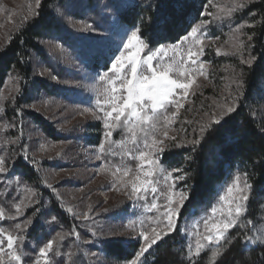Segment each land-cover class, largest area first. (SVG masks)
Segmentation results:
<instances>
[{"label": "trees", "instance_id": "16d2710c", "mask_svg": "<svg viewBox=\"0 0 264 264\" xmlns=\"http://www.w3.org/2000/svg\"><path fill=\"white\" fill-rule=\"evenodd\" d=\"M207 4L208 0H41L39 15L16 28L0 48V90L10 78H15L18 86L16 95L4 103L1 107L4 111L0 112V127L10 125L7 130L0 131L1 147L7 142L0 153L7 158L11 176L20 178L19 184H13L9 191L13 196H22L27 186L39 193L35 198L38 203L26 209L24 216L16 221H5L7 229H13L15 223L33 218L34 224L24 233L25 251L33 254L31 249H38L56 232L72 231L73 226L80 233V239L68 236L60 251L74 253L75 264H125L140 246L137 239L120 236L115 231L121 215L127 211L128 202L120 200L104 206H99V202L94 203L87 220L77 219L64 208L77 206L73 209L81 215L88 209L78 208V204H66L58 184L54 183L53 186L59 198L42 182L44 176L41 167L44 170L61 163L37 159L27 152L24 120L30 121L52 142H60L64 138L41 114L26 108L36 97L62 98L68 95L47 78L33 74L35 57L47 61L42 41L55 40L77 53L88 70H106L109 56L115 53L114 45L99 46L100 40L90 39L70 28L65 16L88 20L96 29H104L108 34L139 26L143 39L155 49L159 45L176 43L200 20L212 19L202 15ZM207 10L213 11L211 7ZM245 21L254 27L245 26L242 30L240 40L246 46L242 55H217L215 50L205 49L203 59L210 62V75L214 76L216 85L194 95L191 109L187 106V113H183V118L179 117L183 130L177 135V141H168V150L160 157L165 169L183 168L187 172L186 179L178 181L176 188L190 192V198L181 210L178 230L158 242L146 254L145 264H187V245L194 243V238L185 234L184 223L204 215L217 202L218 193L224 186L235 175L243 173L248 174L249 183L253 185L248 211L240 226L231 231L229 238L235 239L230 246L224 245L228 248L227 252H224V248L219 249L223 255L218 264H264V246L245 245L243 240L245 235L255 238L264 232V0H250L245 9L234 13L231 19L225 17L214 21L205 31L210 36L223 38L232 33L237 24ZM248 36L253 39L248 41ZM250 57L255 58L251 66L241 63V58ZM226 72L233 76L242 72V86L237 89L235 83L229 84L232 95L239 96V99L236 110L221 118V110L214 107L218 101L231 103V98L225 100L228 92L223 96H220V92L217 94L218 89L227 84L224 80ZM214 99L217 100L214 102ZM212 114H216L220 123L211 124L199 145L193 147L188 144V141L200 137L199 128L210 123ZM175 125L176 122L172 128ZM88 129L90 134L85 141L98 145L101 140L100 123L89 124ZM175 143L185 146L175 147ZM25 154L30 159H25ZM68 185L73 186V181H68ZM5 187L0 183V189L5 191ZM17 187L18 193L13 191ZM11 199L10 196L0 197V203ZM78 200L80 202L81 198ZM4 206L7 214H14V209L8 203H4ZM53 216L56 217L55 222L51 221ZM248 220H253L254 224H247ZM53 259L60 261V257ZM199 264H214L211 250L201 255Z\"/></svg>", "mask_w": 264, "mask_h": 264}, {"label": "snow or ice", "instance_id": "6c2138e0", "mask_svg": "<svg viewBox=\"0 0 264 264\" xmlns=\"http://www.w3.org/2000/svg\"><path fill=\"white\" fill-rule=\"evenodd\" d=\"M250 3V0H231L228 6H222L208 0L202 15L212 19H203L192 25L176 44L166 46L159 45L155 49L143 39L141 28H133L126 33V39L122 42L119 55H115L110 66L102 74H99L101 91L96 99V110L86 108L84 113H91L95 118L103 121V138L97 149L96 158L105 156L119 157L120 163L112 165V168L103 167L101 170L109 172L113 177V186L116 190L124 189L130 196L138 200L147 201L151 195L152 202L145 204L149 212H157L159 216H148L140 221L139 230L136 231V222L130 221L127 228L136 231L135 239L140 241L139 248L127 264H145L146 254L150 252L165 237L178 230V219L185 203L190 198V192L184 189L177 190L176 183L185 180L187 172L183 168L165 169L160 157L168 150V141L176 142L177 136L170 135L172 125L179 118L180 110L185 108L190 95H195V90L200 88L198 78L207 80L209 61L202 59L205 49L220 37H213L206 33L207 26L214 21L231 19L234 13L242 11ZM41 0H34V4H28V13L32 17L39 15ZM215 8L216 11L207 9ZM255 16L256 13H250ZM28 19V15L23 16ZM264 23V21H262ZM254 27L253 24L241 22L232 31L237 35L231 37L236 42L231 46V53L215 49L217 55H236L245 50V42L239 39L243 35V28ZM91 28V25H88ZM248 41L253 39L247 37ZM228 41H225L227 43ZM251 45L249 44L248 47ZM169 52L172 54L169 55ZM254 57L241 58L242 64L251 66ZM243 73H234V83L239 89L242 86ZM56 79V77H53ZM231 98V103H225L221 108L220 116L230 114L236 110L239 96H233L229 91L225 100ZM219 107V105H217ZM169 108H174L168 113ZM4 111L0 108V112ZM83 114V113H82ZM192 123V121H185ZM220 119L212 114L209 124L199 128L200 137L188 141V144L199 145L203 135L211 124H219ZM10 125H5L9 127ZM14 126V125H12ZM183 130V129H181ZM122 133L120 140H114V133ZM175 147H184L182 143H175ZM44 145H41V149ZM25 159H30L26 154ZM125 158L137 161L135 170L125 164ZM35 163V160L32 161ZM7 158L0 156V183H3L5 191L0 197L10 196L8 203L14 214H6L4 203H0V221H16L24 216L25 210L38 203L35 199L39 193L31 187L24 188V195L13 196V184H19V177L11 176V169L7 166ZM179 173V175H174ZM162 177L167 185V191L161 192L156 177ZM53 195L59 198L53 184L47 180L42 181ZM253 185L249 183L248 174H237L218 193L217 203L212 205L204 215L195 220L191 231L185 234L194 238V243L187 245V264H199V258L208 250H211V259L214 264L222 258L223 253L219 249L224 248L227 252L235 238L230 239L233 229L240 226L242 218L248 211ZM19 192V188L13 189ZM159 196H163L165 203H158ZM64 210L71 213L75 218L87 220L88 211L82 215L74 211L72 206ZM55 222L56 217H51ZM34 220L31 217L15 223L13 229L0 226V264H75L74 253L61 252L60 248L68 236L80 239V233L73 230L67 233L56 232L54 236L41 244L38 249L33 248L25 251L26 238L24 233L28 231ZM247 224H254L248 220ZM202 225V229H201ZM94 234V233H93ZM244 244L264 246V232L255 238L245 235ZM88 243V241H84ZM264 255V254H262ZM54 257H60V261H54Z\"/></svg>", "mask_w": 264, "mask_h": 264}, {"label": "rangeland", "instance_id": "374dc122", "mask_svg": "<svg viewBox=\"0 0 264 264\" xmlns=\"http://www.w3.org/2000/svg\"><path fill=\"white\" fill-rule=\"evenodd\" d=\"M30 3L34 4V0H0V48L8 41L10 35L16 28L32 17L29 15L27 8V5ZM213 3L228 6L231 0H213ZM103 5H106L105 2H103ZM212 10L213 12L216 11L215 8H212ZM25 15H28L27 20L22 19ZM64 19L67 20L70 28L85 34L90 39L100 40L98 43L99 46L109 47L111 44L114 45L115 53L109 56L107 62L108 67L115 55H119L118 49H122V42L126 39V33L132 30L118 29L114 34H108L104 29L101 31L96 29L88 20H78L69 16H65ZM88 25L92 27L89 28ZM234 35L237 34L232 31V33L212 43L211 46L206 47V49L215 50L217 47H220L222 53H231V46L236 42L231 39ZM107 38L108 41L106 40ZM239 39H241L240 35ZM225 41L228 42L225 43ZM173 44L165 45L170 46ZM42 46L43 51L47 52V61L46 59L41 60L35 57L33 59V74L47 78L53 84L61 88L63 92H67L68 95L62 98L49 96L36 97L26 108L41 114L52 123L56 131L61 133L64 138L60 142H52L30 121L24 120V132L27 137V152L37 159H48L61 163L59 166L44 170L41 167V170L44 180H47V182L51 184H58L59 190L66 200V204H78V208L82 207L86 210L89 205L92 206L94 203L98 202L99 206L113 204L120 200L128 202L127 211L121 215L122 218L119 220V227H116L115 231L118 232L120 236L126 235L135 238L136 231L139 230L140 221L146 220L148 216L157 217L159 213L149 212L145 207L146 203L150 204L152 202L151 195L148 197L147 201H143L130 196V193L124 189L119 191L116 190V187L113 186V177L109 172H104L101 169L103 167L111 169L112 165L120 163V159L119 157L110 155L99 160L96 158L98 146L103 138V121L95 118L91 113L83 112L86 108L96 110V99L101 91L99 74H102L107 69L96 71L88 70L85 61L79 59L77 53H74L55 40H44L42 41ZM171 54L172 53L169 52V55ZM209 66L210 64L208 65L209 78L207 80L203 77L198 78V83L201 87L195 90V94L203 89L213 88V85H216L214 76L210 75ZM229 68L228 66L227 69ZM53 77H56V79H53ZM234 79L235 77L232 74L230 75L226 72L224 80L228 85L224 83L222 88L218 89L217 94L220 92V96H223L226 92L231 91L228 87L229 84L234 83ZM17 91V81L15 78H10L0 90V108L5 102L13 99ZM193 97L194 95L189 96L185 103V108L180 110L179 117L183 118V113H187V106L191 109ZM215 100L217 99H214V102ZM217 105H219V107ZM223 105V102L218 101L214 108L221 110ZM173 110L174 108H169L168 113L170 114ZM95 122H99L101 125V140L98 145L94 146L87 144L85 140H87L90 134L88 129L89 124H94ZM5 125L9 124H4L0 127V131L3 132L9 128L5 127ZM181 129V121L180 118H178L175 127L170 129V135L177 136ZM121 138L122 133L119 131L114 133V140H120ZM1 144L2 142L0 143V150L3 149L2 147L6 145L7 142H4L2 147ZM41 145H44L43 149H41ZM0 156H4L3 153H0ZM136 163L137 161L125 158V164L133 168V170H135ZM156 180L161 192H166L167 185L164 183L162 177L157 176ZM68 181H73L74 185L69 186ZM3 192L4 190L1 188L0 193ZM79 197L81 198L80 202L78 200ZM158 203L160 205L165 203L163 196H159ZM73 208H77V206ZM7 212L8 210L6 209V214ZM130 221L136 222V231L126 227ZM194 221L195 220L184 223L185 231L192 230L191 226ZM0 226L7 228L5 221H0ZM115 226H117V224Z\"/></svg>", "mask_w": 264, "mask_h": 264}]
</instances>
